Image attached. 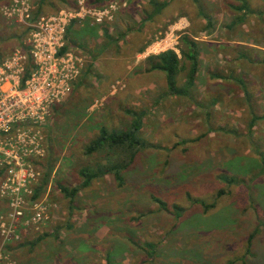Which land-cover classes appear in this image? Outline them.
<instances>
[{"label": "rangeland", "instance_id": "374dc122", "mask_svg": "<svg viewBox=\"0 0 264 264\" xmlns=\"http://www.w3.org/2000/svg\"><path fill=\"white\" fill-rule=\"evenodd\" d=\"M10 1L0 0V9ZM149 1L84 0L85 11L115 6L111 19L71 22L66 51L81 69L46 122L45 157L19 222L36 209L43 223L37 232L18 228L0 264H264V0H198L200 7L153 0L167 3L155 15ZM78 8L77 0H47L40 16ZM28 33L0 13V59L23 47ZM183 34L199 50L185 97L168 93L163 73L146 71L149 56L179 55ZM184 80L185 70L178 88ZM128 112L142 114V147L123 187L111 176L85 185L79 170L107 159L83 155L85 146L101 127L126 130ZM59 186L76 196L69 200ZM151 197L182 212L160 210ZM7 201L0 198V216ZM200 201L214 208L204 212Z\"/></svg>", "mask_w": 264, "mask_h": 264}, {"label": "built area", "instance_id": "2783aa9c", "mask_svg": "<svg viewBox=\"0 0 264 264\" xmlns=\"http://www.w3.org/2000/svg\"><path fill=\"white\" fill-rule=\"evenodd\" d=\"M33 0H11L1 15L28 29L23 47L0 59V198H6L7 212L0 216L1 250L19 241L18 228L37 232L42 213L23 219L25 198L39 173L35 164L45 157V126L52 110L68 98L81 69V60L65 47L71 22L90 19L101 25L111 19L115 6L85 11L77 0L74 11L39 16L32 20Z\"/></svg>", "mask_w": 264, "mask_h": 264}, {"label": "trees", "instance_id": "16d2710c", "mask_svg": "<svg viewBox=\"0 0 264 264\" xmlns=\"http://www.w3.org/2000/svg\"><path fill=\"white\" fill-rule=\"evenodd\" d=\"M47 0L38 1V9L34 19L36 20L43 12L42 5ZM195 4H198V0H192ZM149 4L153 7V14H157L164 8L167 3L162 4L155 3L153 0L149 1ZM198 7L199 4H198ZM247 6L244 2L239 9L246 10ZM199 14H203L202 8L199 9ZM151 14V16H154ZM70 26L67 32L70 31ZM103 35L107 37V32ZM66 39V37H65ZM180 46L178 48L179 55L172 50L162 52L158 55L149 56L146 59L148 67L147 72H161L165 75L168 93L172 96H187L189 89L194 85L196 74L199 65V50L197 42L187 34H183L179 38ZM68 44L62 50H67ZM143 49L140 50L142 52ZM185 70V84L184 89L177 87V76ZM220 77V76H219ZM221 78V77H220ZM241 83V82H240ZM72 93V92H71ZM132 122L128 128L124 131L107 130L103 127L99 128L98 136L92 139L84 148L83 155L92 156L94 154H102L107 158L104 164L94 165L93 167H82L79 170V176L85 181V185L89 182L111 176L116 183L118 188L124 185L123 173L133 163L137 152L142 147V141L139 137L140 123L142 120V114L136 112H128ZM257 117H252V122L249 127H253L257 121ZM116 157V158H114ZM233 180L229 179L227 183H232ZM59 191L64 197L72 200L77 194V189L67 190L65 187L59 186ZM151 200L157 205L158 209L164 211H171V213L182 212V208L173 205L168 209L165 202L159 198L151 197ZM204 212L208 209L214 208V204L205 205L202 201ZM260 226L264 227V223H259ZM257 231V230H255ZM255 234V233H254ZM254 234H250L248 237V245L246 246V252H249L251 247V241Z\"/></svg>", "mask_w": 264, "mask_h": 264}]
</instances>
